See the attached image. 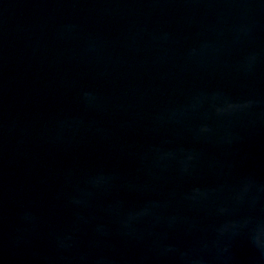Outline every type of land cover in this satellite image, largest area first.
<instances>
[{"label":"water","instance_id":"obj_1","mask_svg":"<svg viewBox=\"0 0 264 264\" xmlns=\"http://www.w3.org/2000/svg\"><path fill=\"white\" fill-rule=\"evenodd\" d=\"M0 264H264V0H0Z\"/></svg>","mask_w":264,"mask_h":264}]
</instances>
